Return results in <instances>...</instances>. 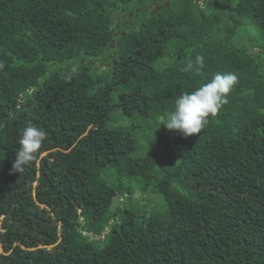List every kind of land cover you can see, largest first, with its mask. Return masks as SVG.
<instances>
[{
    "label": "trees",
    "instance_id": "16d2710c",
    "mask_svg": "<svg viewBox=\"0 0 264 264\" xmlns=\"http://www.w3.org/2000/svg\"><path fill=\"white\" fill-rule=\"evenodd\" d=\"M197 1L0 0V264H264V0ZM227 72L199 134L161 125ZM135 188L163 207L111 210Z\"/></svg>",
    "mask_w": 264,
    "mask_h": 264
},
{
    "label": "clouds",
    "instance_id": "9594fccd",
    "mask_svg": "<svg viewBox=\"0 0 264 264\" xmlns=\"http://www.w3.org/2000/svg\"><path fill=\"white\" fill-rule=\"evenodd\" d=\"M196 61L200 67L204 66L202 56H198ZM191 68L192 64L189 63L185 71ZM237 83L238 76L233 72L216 73L206 84L181 94L174 102V110L168 113L161 125L168 130H176L185 137L199 134L206 126L208 118L217 115L228 103V96ZM46 136L45 130L36 126H28L23 130L19 140L20 148L12 166L14 172H22L34 159V154L41 148Z\"/></svg>",
    "mask_w": 264,
    "mask_h": 264
},
{
    "label": "rangeland",
    "instance_id": "374dc122",
    "mask_svg": "<svg viewBox=\"0 0 264 264\" xmlns=\"http://www.w3.org/2000/svg\"><path fill=\"white\" fill-rule=\"evenodd\" d=\"M218 1L221 2L222 4L226 3V0H218ZM197 3H198V6L200 8H202V7L204 8L205 7L202 4L203 0H198ZM123 19H124V14L120 15V20H123ZM252 28H256V27L253 26ZM163 61L165 62L166 60H163ZM112 116H113V119L117 120V123L120 122V123L128 124L129 118L123 116L124 120L123 119L121 120L122 116L120 117V111L119 110H116L115 112H113ZM113 178H114V176L111 175V179H113ZM123 181L125 183H131V184H133V186L136 185V181H134V177H132V178L126 177V178L123 179ZM34 185H35V182H34ZM141 193L142 192L138 188H135V190H134L132 195L125 196V194H122L121 196L113 197V206L111 207V210H112V208H114V205H116L115 208H117L118 205H121V206H126L129 209L130 208H133V209L135 208L136 209L137 205L139 206V204L143 205V204L146 203L145 202L146 199L144 200V198L146 196L150 200V201H147L149 203L148 204L149 207L155 208L156 210H160L163 207V199L159 195H155V194H152V193H147V194L141 195ZM151 201H153V202H151ZM117 212L119 213V211H117ZM0 251H2L1 244H0Z\"/></svg>",
    "mask_w": 264,
    "mask_h": 264
},
{
    "label": "water",
    "instance_id": "95a60500",
    "mask_svg": "<svg viewBox=\"0 0 264 264\" xmlns=\"http://www.w3.org/2000/svg\"><path fill=\"white\" fill-rule=\"evenodd\" d=\"M158 7H160V6H158ZM131 15V14H130ZM111 47H113V45H111Z\"/></svg>",
    "mask_w": 264,
    "mask_h": 264
}]
</instances>
